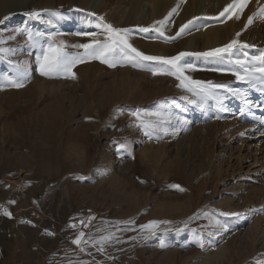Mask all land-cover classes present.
Returning <instances> with one entry per match:
<instances>
[{
    "label": "rangeland",
    "instance_id": "374dc122",
    "mask_svg": "<svg viewBox=\"0 0 264 264\" xmlns=\"http://www.w3.org/2000/svg\"><path fill=\"white\" fill-rule=\"evenodd\" d=\"M13 1L0 5V264H264V86L215 70L235 69L245 53L249 67L258 62L264 0H248L239 19L231 9L232 18L220 16L233 0H19L18 11L7 8ZM33 11L41 16L26 15ZM99 17L130 29L145 55L249 45L179 61L190 79L227 84L245 99L218 90L202 102L174 75L131 63L93 59L73 67L74 79L41 76L37 56L49 45L75 54V38L93 39L82 33L104 39ZM84 63L95 67L77 69ZM88 71L102 77L91 98L80 83ZM137 114L160 127L145 135ZM81 233L89 243L78 247Z\"/></svg>",
    "mask_w": 264,
    "mask_h": 264
},
{
    "label": "snow or ice",
    "instance_id": "6c2138e0",
    "mask_svg": "<svg viewBox=\"0 0 264 264\" xmlns=\"http://www.w3.org/2000/svg\"><path fill=\"white\" fill-rule=\"evenodd\" d=\"M248 0H233V4H230L225 7V9L220 13L221 17H224L225 14H228V18L231 17L230 9L235 12L236 19L240 18L244 7H246ZM175 11V9L173 10ZM28 15L30 18H39L41 13L38 11L29 12ZM260 15L264 16V8L260 9ZM7 19V17H5ZM102 23L99 27L104 33V39H99V33H82L83 35L91 36L93 39L90 43H83L74 45L73 47L84 49L83 54H68L64 52L65 45L63 43L53 46L49 45L47 50H44L42 56H37L39 63V73L41 76L47 78H75V74L72 72L73 67L76 64L83 63L87 60H99L102 64H106L108 67H116L117 65L123 66L124 64L131 63L133 67L140 68L142 70L151 71L153 75H174L176 79L180 80V85L182 89L192 93L194 96L199 97L203 102L208 98H215L217 96L218 90H224L230 92L233 96L245 99L246 94L237 88H232L227 84H214L211 81H199L192 80L189 77L185 76L183 67L179 64V61L189 55L203 56V57H222L224 53L232 54L234 49H244L250 47L247 44H238L236 40H233L228 45H225L222 48H217L209 52H197V53H188L181 52L178 56L171 58H164L160 56L145 55L136 48H134L129 43V36L131 35V30L127 28H115L112 24L103 23V17L98 18ZM167 20V18H165ZM3 21H0L2 23ZM253 22V17L248 18V23ZM158 24L161 26L164 25L165 21H158ZM193 22L189 21L188 24L182 25L180 31L177 32V36L183 33L189 25ZM155 27V26H152ZM150 29L148 27L139 28L140 32H148ZM17 31L23 32V29H18ZM160 31V29H156ZM160 35H164L160 31ZM239 36V33H237ZM29 40L33 39L31 33H28ZM170 39V38H169ZM5 50L0 49V53H3ZM244 59H236L235 65L238 67L229 68V69H215L217 71H228L233 76L236 77L237 81L255 86L257 80L260 81L261 86H264V53L261 56L257 57L256 63H253L251 67L248 66L247 54L245 53ZM158 62L160 67H150L145 62ZM170 65V69H166L163 66ZM188 67H191L189 65ZM174 69V71H173ZM11 86L20 88L23 87V83L10 81ZM243 114V113H241ZM150 116L160 117L159 113H150ZM219 118V117H217ZM166 123H170L171 117L164 118ZM179 120V117H176ZM137 120L140 122L137 126L142 128L145 135L150 136L152 132L156 131L160 127V119L155 121L145 120L137 114ZM264 123V120L261 121ZM243 135V133L241 134ZM173 187H178L173 185ZM183 190V189H181ZM6 215H11L10 213H5ZM220 215L229 216V215H239V213H226L222 212ZM156 222H151L149 225L145 226L149 229L156 227ZM223 227V225H220ZM74 227V225H73ZM84 233H81L79 237L73 240V243L78 247L83 243L87 244L89 241L83 240ZM113 238L112 234L108 236L101 237L99 243L101 247L100 251H103V244L110 241ZM146 238V237H145ZM95 246V245H94ZM81 251H84V248L81 247Z\"/></svg>",
    "mask_w": 264,
    "mask_h": 264
},
{
    "label": "bare ground",
    "instance_id": "6f19581e",
    "mask_svg": "<svg viewBox=\"0 0 264 264\" xmlns=\"http://www.w3.org/2000/svg\"><path fill=\"white\" fill-rule=\"evenodd\" d=\"M62 1L64 0H59V2L61 3ZM83 1H86V0H83ZM153 3H158L159 0H151ZM110 2V1H109ZM6 4V0H0V5L3 6ZM9 4V5H8ZM7 5V8L10 9V10H14V11H18L20 9V4H19V0L17 1H13V2H10L8 3ZM83 5V4H82ZM111 3H107L103 6L102 8V11L103 13L108 11V9L111 7ZM86 10H89L86 5H83V7H81V11L82 13H84ZM102 11L100 12V14H102ZM110 11V10H109ZM86 13V12H85ZM84 13V14H85ZM89 13V12H88ZM213 36V35H211ZM89 41H81V39H78L76 40H73V42H71L68 46L70 47L72 50H75V54L76 53H80V54H83V49H80V48H76V47H73L74 45H78V44H83V43H88ZM95 67V66H94ZM93 67V64H89V63H84V64H80L77 69H87V70H90V69H94ZM87 75H81V78H80V83L81 85L84 87V95L87 97V98H91V97H94V89H93V84L94 85H97L101 80H102V77H100L99 75H95L96 72H91V71H88L86 73ZM79 75V74H78ZM43 89V88H42ZM32 97V96H31ZM48 114V113H47ZM22 123V122H21ZM22 125V124H21ZM21 125L19 124L18 127H21ZM46 130V129H45ZM216 227H220V225L217 223L216 224Z\"/></svg>",
    "mask_w": 264,
    "mask_h": 264
}]
</instances>
